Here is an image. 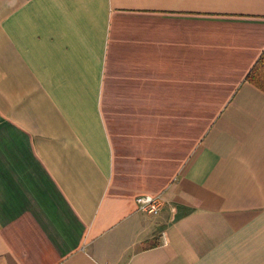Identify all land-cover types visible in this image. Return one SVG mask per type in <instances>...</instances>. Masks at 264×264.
<instances>
[{"label": "crops", "instance_id": "crops-1", "mask_svg": "<svg viewBox=\"0 0 264 264\" xmlns=\"http://www.w3.org/2000/svg\"><path fill=\"white\" fill-rule=\"evenodd\" d=\"M263 50L264 0H0V264H264Z\"/></svg>", "mask_w": 264, "mask_h": 264}, {"label": "trees", "instance_id": "trees-1", "mask_svg": "<svg viewBox=\"0 0 264 264\" xmlns=\"http://www.w3.org/2000/svg\"><path fill=\"white\" fill-rule=\"evenodd\" d=\"M245 81L264 93V50L249 70Z\"/></svg>", "mask_w": 264, "mask_h": 264}, {"label": "built area", "instance_id": "built-area-1", "mask_svg": "<svg viewBox=\"0 0 264 264\" xmlns=\"http://www.w3.org/2000/svg\"><path fill=\"white\" fill-rule=\"evenodd\" d=\"M137 210L148 215H157L164 201L160 196H140L135 199Z\"/></svg>", "mask_w": 264, "mask_h": 264}]
</instances>
